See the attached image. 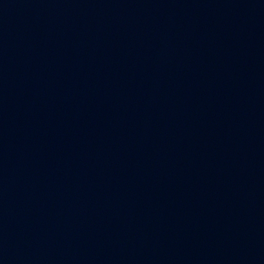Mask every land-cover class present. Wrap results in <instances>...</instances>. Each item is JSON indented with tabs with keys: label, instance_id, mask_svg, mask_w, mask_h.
Returning a JSON list of instances; mask_svg holds the SVG:
<instances>
[{
	"label": "water",
	"instance_id": "water-1",
	"mask_svg": "<svg viewBox=\"0 0 264 264\" xmlns=\"http://www.w3.org/2000/svg\"><path fill=\"white\" fill-rule=\"evenodd\" d=\"M0 264H264V0H0Z\"/></svg>",
	"mask_w": 264,
	"mask_h": 264
}]
</instances>
